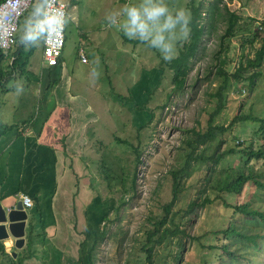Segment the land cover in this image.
Here are the masks:
<instances>
[{
    "label": "rangeland",
    "instance_id": "1",
    "mask_svg": "<svg viewBox=\"0 0 264 264\" xmlns=\"http://www.w3.org/2000/svg\"><path fill=\"white\" fill-rule=\"evenodd\" d=\"M65 2L76 21L65 29L66 42L60 64L55 68L57 71L63 69V75L70 78L72 97L86 101L97 117L84 132L91 140L86 150L90 154L93 152L95 157L86 159L92 162L87 173L93 185L87 186L93 191V198L87 207V218L79 216L76 210L72 222L64 224L69 230L68 233L65 229L62 236L63 241L68 239L65 258L76 259L82 233L89 222L87 229L91 239L88 238V246L95 245L94 264H146L143 249L148 231L154 229L157 219L164 217L169 226L174 214L180 211L171 222L185 234L153 245L156 264H264V221L249 220L233 208L249 204L252 210L264 214V190L250 182L240 194H229L210 184L221 171L244 166L247 157L237 150L245 151L250 142L254 148L257 143L264 146V134L260 133L259 139L256 137L260 124L253 119L236 118L242 113L264 118V63L260 69L244 71L241 80L236 81L233 77L240 62L253 59L264 45V0H195V11L199 17L201 15L197 22L204 25L205 34L199 43L190 34V38L179 45L176 57L167 62L156 50L127 40L115 28L102 27L105 11L124 0ZM168 2L185 7L192 17L193 0ZM230 13L241 19L234 36L224 37ZM81 49L86 53V63L79 57ZM181 54L190 58L185 85L183 89H177L173 82L172 61ZM222 60L227 61L223 69L228 77L218 75ZM28 62L30 73L40 77L43 70L49 73L43 64V45L35 47ZM9 66L6 56L0 62L3 71L0 107L2 111L4 105L8 109L2 125L16 121L23 124L40 107H46L41 95L31 89L39 88L43 83H31L20 73L12 74ZM93 66L99 73L95 78L89 74ZM259 71L261 76L250 87L249 77ZM53 73L48 76L54 81L52 87L56 78ZM14 81L24 84L21 94L12 91ZM217 95L222 96L223 105L212 125L225 129L216 130V138L197 152L206 158L217 150V153L231 149L235 152L226 155L213 171L211 168L215 166L206 160L192 161L179 177L178 195L173 201V174L184 167L190 153L187 141L197 132H207L210 115L220 101ZM256 140L259 142L255 143ZM81 160L85 161V157ZM250 165L256 171L264 172V160H251ZM111 167L113 173L105 169ZM122 176L123 179L128 177L124 183ZM205 197H210L211 202L203 205ZM171 203L173 205L166 210ZM27 212L29 224H32L27 233L34 239V244L28 242L21 248L20 252L26 250L27 254H0V264H18L15 259L22 261L23 257L26 258L23 264H43L40 216L35 209ZM231 226L240 231L239 236L219 233ZM72 232L76 233L70 235ZM257 234L256 246L244 237ZM224 245H230L236 255L223 251ZM12 247L16 249V246ZM32 249L36 254L29 260Z\"/></svg>",
    "mask_w": 264,
    "mask_h": 264
},
{
    "label": "crops",
    "instance_id": "2",
    "mask_svg": "<svg viewBox=\"0 0 264 264\" xmlns=\"http://www.w3.org/2000/svg\"><path fill=\"white\" fill-rule=\"evenodd\" d=\"M15 46L9 52L12 57L17 51ZM43 64L47 66L44 61ZM46 68L49 73L43 70L41 77L30 73L29 69L28 76L24 75L31 83H43L41 87L31 89L41 95L45 108L40 107L30 120L23 124L16 121L2 125V118H7L8 109L6 105L3 111L0 107V126H17L0 137V203L4 207L14 209L21 194L32 197L34 207L29 210L37 211L40 223L47 232L42 244L43 264H79L77 259L80 245L77 257H74L76 259L68 260L65 254L69 249L68 239L63 241L62 236L65 229L69 231L64 225L65 222H72L71 218L76 210L79 216L87 218V207L93 198V191L87 186L93 185L87 173L92 162L86 159L95 157L93 152L90 154L86 150L91 140L86 138L85 133L89 124L97 117L86 101L72 97L71 80L63 75V69L57 71L55 67ZM52 72L56 76L54 87V81L48 79ZM83 157L87 163L81 160ZM29 218L28 215L24 246L28 242L29 225H32L29 224ZM88 225L89 222L86 228ZM74 233L76 232L70 235ZM15 241L16 238L11 237L7 242H2L6 253H13L15 256L27 254L26 250L21 253V249L12 247Z\"/></svg>",
    "mask_w": 264,
    "mask_h": 264
},
{
    "label": "trees",
    "instance_id": "3",
    "mask_svg": "<svg viewBox=\"0 0 264 264\" xmlns=\"http://www.w3.org/2000/svg\"><path fill=\"white\" fill-rule=\"evenodd\" d=\"M192 5H194V8L191 9L192 10V19H191V37L192 39L194 38L195 40L198 39V43L201 42L202 37L205 34L204 31V25L200 24L199 22H197V20L201 17H199V15L196 13L195 11V0H193ZM240 16L236 15L235 13H230V17L228 20V27L226 29V33L224 35V37H233L234 35V31L240 21ZM251 44H253L254 41H249ZM195 44V43H194ZM194 45H192L191 47L193 48ZM35 48H30L29 50H25L22 46H19L17 51L14 53V60L11 64V66H9L13 73H20V75H27L28 73V59H29V55H31L33 53ZM195 54V52H194ZM193 54V55H194ZM4 55L0 52V62L2 60H4ZM189 56L187 58V55H183L181 54L177 59L172 61V69L175 70V74H174V78H173V82H174V86L177 89H183L184 85H185V80H186V75L188 74V65L187 62L189 60ZM264 63V45L261 47V49L257 50L255 53V56L253 59L248 58L247 61L244 62H240L238 69L233 73V77L236 81L241 80L242 77V73L244 71H247L249 69H260L262 67V64ZM227 61L226 60H222L221 61V65L220 68L218 69V75L222 76H226L228 77L229 75L226 73V71H224V67L226 66ZM59 66V65H57ZM55 66V67H57ZM54 68V67H51ZM2 70L0 69V79L2 78ZM261 76V72H255L253 75H251V77H249L250 80V84L249 86L252 87L254 84V81L257 77ZM238 92L241 93L242 92V88L238 89ZM220 98L219 103L216 106V109L214 110V112L210 115V118L208 120V130L205 133H201V132H197L195 133L194 138H190L187 141V144L189 145V149H190V153L188 154V157L185 161L184 167L179 171V172H174L173 176H174V188H173V193H174V199H177V195H178V187H179V177L181 176V174L184 175V172L186 171L187 167L191 166L192 161H201V160H206L210 163H212L215 167L211 168V171H213V169L216 168L217 165H219V163L226 157V155L234 153V149L231 150H227L225 153H217V151L213 152L212 155H210L208 158H206L202 153H198L197 151L200 149V147H206L208 142L213 141L216 138V134L215 131L218 129H221L222 131L225 129L224 127H220V126H213L212 125V120L213 118H215V116H217L219 114V112L222 109V96L217 95ZM129 100H131V97L129 98ZM250 113V112H248ZM243 114V113H242ZM239 115L236 118L237 119H248V120H252L254 122H258L259 128L256 131V137L257 139H259V134L263 133L264 134V118H258L255 117L253 118L251 115ZM17 126H0V137L2 136V134H5L7 131L9 130H13L16 129ZM258 140H256L255 143H257ZM259 142V141H258ZM221 144V141L218 143ZM238 144H240V142H238ZM242 144H240L241 146ZM201 147V148H202ZM243 149L237 150L241 153H244L247 157L246 159V163H244V166L242 167H235V168H230L229 170H224L221 171L219 174L220 176L217 177L216 180H211L210 184L214 185V189H220V190H224L229 194H240L243 187L250 183L253 182L254 184H256V186L261 189L264 190V172L260 173L258 171L255 170V168L253 166L250 165L251 160H264V146L262 144L257 143V148H254V144L253 143H249L247 149H245V151H242ZM103 168L105 167L102 166ZM105 169H110L113 173L114 168H105ZM121 173V172H120ZM106 174V173H105ZM107 177V175H106ZM111 175H109V180ZM120 177V175H119ZM108 178V177H107ZM127 176H122V181L123 183L125 182V180L127 179ZM112 182V180H111ZM119 182V179H118ZM220 197L217 196V198ZM211 202L210 197H205L204 200L202 201L203 205H206L207 203ZM173 203V202H172ZM169 204L166 206V210H168L173 204ZM193 205L190 206V208H192ZM232 206V205H229ZM233 208L239 212L242 213L247 219L249 220H263L264 221V214L261 213L258 210H252L249 207V204H241V205H235L233 206ZM93 209V207L91 208ZM90 209V210H91ZM180 214V211L177 212L176 214H174L173 219L171 221H174V219L176 218V216ZM90 220V219H89ZM101 220V219H100ZM167 218L164 217L163 219H157V221L154 223V229H151L148 231L147 233V243L145 244V248L143 249V255H144V259H145V263L146 264H156L155 260H154V253H153V245L155 244H161L164 241H166L168 238L172 237V236H177L179 234H185V231L180 229L179 226H175L172 224V222L170 221V225H167ZM39 222H41V219L39 220ZM89 226V225H88ZM164 227V228H163ZM40 228L42 230V239L41 242L42 244L45 242V239L47 237V232L46 229L43 225L40 224ZM32 229V227H31ZM34 231V230H33ZM219 233H224L229 237H234V236H239L240 235V231L234 227H228V229H226L225 231H219ZM84 235H85V239L80 243V250H79V257H78V263L79 264H94V248L95 245H91L90 247L88 246V238H90V233H88V229L86 228V230L84 231ZM259 237V235L257 234L256 236H250V235H244V237L249 238L252 240V245L256 246L257 242L254 241V239L256 237ZM98 237L100 238V229H99V235ZM91 239V238H90ZM94 239H92L91 241H93ZM98 240V239H97ZM96 240V241H97ZM95 241V240H94ZM28 242H31L34 244V239L32 240L31 238L28 237ZM27 242V245H28ZM152 244V246H151ZM150 245V246H149ZM230 245H224L222 246L223 251L227 252L228 254L235 256L236 252L235 250L231 251L230 250ZM237 251V250H236ZM36 251L32 249V252L30 253V257L31 256H35ZM0 254H6V248L4 246V244L2 242H0ZM26 258L23 257L22 261L21 258H16L15 261L18 264H23L24 260ZM14 261V260H13Z\"/></svg>",
    "mask_w": 264,
    "mask_h": 264
},
{
    "label": "clouds",
    "instance_id": "4",
    "mask_svg": "<svg viewBox=\"0 0 264 264\" xmlns=\"http://www.w3.org/2000/svg\"><path fill=\"white\" fill-rule=\"evenodd\" d=\"M191 19L188 9L170 5L168 0H124L105 11L102 27L117 29L127 40L156 50L167 62L176 57L179 45L190 38ZM75 21L76 16L61 0H0V33L18 27L14 42L25 50L54 42ZM0 52L11 65L14 57ZM89 74L94 78L99 75L95 66ZM13 91L21 94L24 84L14 81Z\"/></svg>",
    "mask_w": 264,
    "mask_h": 264
},
{
    "label": "built area",
    "instance_id": "5",
    "mask_svg": "<svg viewBox=\"0 0 264 264\" xmlns=\"http://www.w3.org/2000/svg\"><path fill=\"white\" fill-rule=\"evenodd\" d=\"M61 2L64 3L67 7L69 6V4L66 3L64 0H61ZM18 31L19 28L16 27L11 31H4L3 33H0V51L8 54L12 50V48L16 44L14 41L16 35L18 34ZM65 42L66 37L64 31V33L54 42H50L47 45H44L43 59L48 66H56L59 64V59L62 55ZM80 58L82 62H87V57L83 50L80 51ZM19 201L22 203L23 209L25 210L31 209L34 206V201L32 197L27 194H21L19 197ZM16 207L17 206H15L14 208Z\"/></svg>",
    "mask_w": 264,
    "mask_h": 264
},
{
    "label": "water",
    "instance_id": "6",
    "mask_svg": "<svg viewBox=\"0 0 264 264\" xmlns=\"http://www.w3.org/2000/svg\"><path fill=\"white\" fill-rule=\"evenodd\" d=\"M27 220L28 214L23 210L20 201L16 209H9L0 203V242H7L11 237L16 238L14 246L23 248Z\"/></svg>",
    "mask_w": 264,
    "mask_h": 264
}]
</instances>
